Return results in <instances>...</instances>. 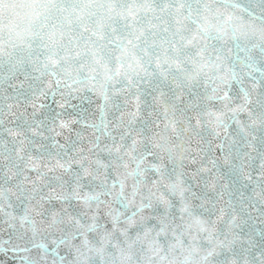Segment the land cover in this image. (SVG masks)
I'll return each mask as SVG.
<instances>
[{"label":"snow or ice","instance_id":"1","mask_svg":"<svg viewBox=\"0 0 264 264\" xmlns=\"http://www.w3.org/2000/svg\"><path fill=\"white\" fill-rule=\"evenodd\" d=\"M0 264H264V0H0Z\"/></svg>","mask_w":264,"mask_h":264}]
</instances>
